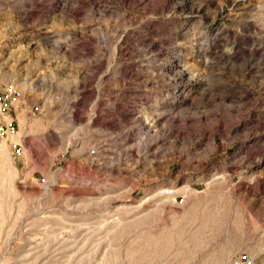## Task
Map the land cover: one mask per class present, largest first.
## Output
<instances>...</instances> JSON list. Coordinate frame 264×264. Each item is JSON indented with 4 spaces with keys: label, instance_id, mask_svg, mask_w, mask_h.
Listing matches in <instances>:
<instances>
[{
    "label": "rangeland",
    "instance_id": "obj_1",
    "mask_svg": "<svg viewBox=\"0 0 264 264\" xmlns=\"http://www.w3.org/2000/svg\"><path fill=\"white\" fill-rule=\"evenodd\" d=\"M0 264L264 262V0H0Z\"/></svg>",
    "mask_w": 264,
    "mask_h": 264
},
{
    "label": "built area",
    "instance_id": "obj_2",
    "mask_svg": "<svg viewBox=\"0 0 264 264\" xmlns=\"http://www.w3.org/2000/svg\"><path fill=\"white\" fill-rule=\"evenodd\" d=\"M13 91L11 85L9 84L6 88L5 95L0 93V136L4 134L5 136L11 135L13 131V125L11 122V117L8 114V103L9 100L6 96ZM232 264H264V262L255 263L253 257L245 250H240L234 256Z\"/></svg>",
    "mask_w": 264,
    "mask_h": 264
}]
</instances>
